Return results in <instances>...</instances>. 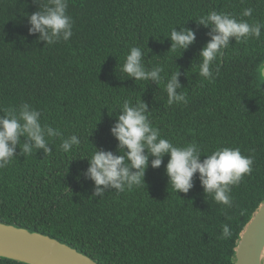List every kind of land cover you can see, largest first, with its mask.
Here are the masks:
<instances>
[{
	"label": "trees",
	"instance_id": "obj_1",
	"mask_svg": "<svg viewBox=\"0 0 264 264\" xmlns=\"http://www.w3.org/2000/svg\"><path fill=\"white\" fill-rule=\"evenodd\" d=\"M48 0H0V115L28 103L41 124L76 134L79 146L65 153L59 138L48 139L51 153L33 149L0 169V222L37 231L90 256L98 264H233L240 232L264 201V29L259 39L235 42L213 62L212 80L199 75L200 50L211 27L196 22L211 11L249 23H264V0H67L73 21L68 41L47 44L28 33L27 16ZM252 8L250 17H243ZM175 28L191 29L186 50H171ZM143 52L146 70L175 71L187 104L168 105L163 83L135 81L121 71L130 47ZM142 101L161 138L175 146L196 143L202 161L220 147L240 148L253 157L252 172L233 186L228 208L207 196L199 174L187 194L168 184L166 164L151 167L144 184L94 195L87 178L95 150L121 155L111 134L124 100ZM126 151V150H125ZM134 171V170H133ZM228 224L230 239H221ZM0 264H28L0 257Z\"/></svg>",
	"mask_w": 264,
	"mask_h": 264
},
{
	"label": "clouds",
	"instance_id": "obj_2",
	"mask_svg": "<svg viewBox=\"0 0 264 264\" xmlns=\"http://www.w3.org/2000/svg\"><path fill=\"white\" fill-rule=\"evenodd\" d=\"M67 0H48L42 11L33 12L27 16L30 27L28 33H39V39L51 45L60 40L68 41L73 35V21L67 15ZM252 8H245L243 17H250ZM205 28L211 27L210 40L200 50L199 75L206 80L215 78L213 62L222 57L224 50L229 47L230 38L235 42H244L261 37L264 23L238 20L235 16L211 11L199 18L196 22ZM171 40L170 49L186 50L195 40V33L191 29L182 28L177 31L173 28L168 35ZM141 48L132 46L125 57L121 71L135 81H155L163 83L167 93L168 105L187 104L185 93L177 94L181 87L175 71L167 77L161 75L165 71L162 65L146 70L143 63ZM121 114L117 117L111 134L118 141V150L121 155H114L111 151L95 150L88 158L87 178L94 182V195L103 196L106 189H115L117 192L130 190L133 186L144 184V174L148 167L149 155L152 168H159L162 157L168 155L166 175L168 184L177 193L187 194L193 188V176L199 174L200 184L204 193L221 205L231 208L233 205L230 195L232 187L237 186L245 175L252 172L253 157L241 154L240 148L220 147L205 155L201 161V149L196 143L185 146H175L166 138H161L158 128L154 127L146 112L147 105L142 101L133 104L124 100ZM0 115V169L6 168L16 157V147L21 145L20 138L26 137L22 143L21 155H31L33 149H43L45 154L51 153L48 139L59 138L60 149L68 153L73 146L80 145L76 134L64 137L59 130L41 124V112L22 103L19 108H8ZM126 150V151H125ZM134 170V171H133ZM232 236L228 224L222 226L221 239L227 240Z\"/></svg>",
	"mask_w": 264,
	"mask_h": 264
},
{
	"label": "water",
	"instance_id": "obj_3",
	"mask_svg": "<svg viewBox=\"0 0 264 264\" xmlns=\"http://www.w3.org/2000/svg\"><path fill=\"white\" fill-rule=\"evenodd\" d=\"M261 75L264 78V64ZM0 257L28 264H98L54 237L3 222H0ZM233 264H264V201L239 234Z\"/></svg>",
	"mask_w": 264,
	"mask_h": 264
}]
</instances>
